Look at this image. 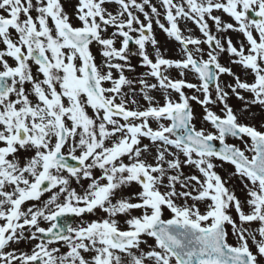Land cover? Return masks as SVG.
<instances>
[{"label": "snow or ice", "instance_id": "snow-or-ice-1", "mask_svg": "<svg viewBox=\"0 0 264 264\" xmlns=\"http://www.w3.org/2000/svg\"><path fill=\"white\" fill-rule=\"evenodd\" d=\"M253 108L264 0H0V264H264Z\"/></svg>", "mask_w": 264, "mask_h": 264}, {"label": "rangeland", "instance_id": "rangeland-1", "mask_svg": "<svg viewBox=\"0 0 264 264\" xmlns=\"http://www.w3.org/2000/svg\"><path fill=\"white\" fill-rule=\"evenodd\" d=\"M62 2L65 3L66 11L71 15V14L74 12V5H75V3H76V0H70V2H69V0H62ZM153 3L157 4V6H158V5H159V0H153ZM161 11H163V10L161 9ZM141 18H142V17H141ZM225 19H228V18L225 16ZM189 27L195 28V26H194V25H191V24H189ZM154 29H155L156 32L159 31V30H158V27L155 26V24H154ZM194 35H196V36H200L201 34L199 33L198 30H196V31L194 32ZM228 35L232 36L234 42H235L237 39L242 38V37L238 36V34H236V33H231V32H230V33H228ZM158 40H159V39H158ZM159 41H160V43H161L164 47L168 48V50H169V51H168V55H169V56H176V55H178V53H179V48H176L175 45H174V43H173V41H171L167 36H164V35H163V40H159ZM170 41H171V42H170ZM131 47L134 48L135 46L133 45V46H131ZM93 51H94V54H95L96 57H97V62H98V63L101 62V61H102V58L100 57L99 53L96 51L95 47H93ZM132 62H133V64H137V63H138V58L133 57V58H132ZM224 62H225V63L227 62V57L224 58ZM236 70L239 71V69H236ZM143 71H144V69H142V68H138L137 73H135L134 75L139 76V75H141V74L143 73ZM173 75H175V73H173ZM189 78L192 79L193 82H195V81H194V80H195V79H194L195 77L190 76ZM225 79H227V78L225 77ZM155 95H156V98H157V99H160L159 94H155ZM231 103H232V104L234 105V107L237 108V109H239V108L241 107L240 102L237 101L235 98L232 99ZM140 104L143 105V106H145V107L147 106L146 102L143 101L142 99L140 100ZM194 108H195L196 114H197L198 112L200 113V115L202 114V109H201L199 106L195 105ZM215 110H218V109H215ZM252 112L255 114L254 116H251V117H250V116H248L247 113H244V114L241 116V121L244 122V123L254 124L255 126H257V127L259 128L260 125H261L262 123H264V113H263L259 108H253V109H252ZM197 126H198V127L201 126L199 120H198ZM204 126L209 127V129L211 130V128H210L209 125H204ZM153 127H155V124H153ZM145 142H147V141H145ZM231 142H233V143H235V144H239V141H238V140H234V141H231ZM241 147H243V145H241ZM232 170H233V169H232V166L227 165V164H225V166H224L223 169H219V168L217 169V171L220 172V174H221L222 176H223L226 172H228V171H232ZM186 171H189V170L186 169ZM233 184H234V186H235V189H236L237 195L242 199L243 196H244V193L241 191V189H242L243 186L240 184V181H239L238 179L234 180V181H233ZM45 198H46V196H45ZM166 218H167V215H166ZM85 219H86V220H87V219H95V217H88V216H86ZM79 222H80V221H79V218H78L74 224H78ZM43 226H44V227H47L48 225H47V224H44ZM252 226L255 227V226H256L255 223H253ZM230 242H234V241L231 239V237H230ZM21 247H22V248H25L24 245H21ZM25 250H27V248H25Z\"/></svg>", "mask_w": 264, "mask_h": 264}, {"label": "water", "instance_id": "water-1", "mask_svg": "<svg viewBox=\"0 0 264 264\" xmlns=\"http://www.w3.org/2000/svg\"><path fill=\"white\" fill-rule=\"evenodd\" d=\"M69 162H70V163H76V162H74V161H71V160H69Z\"/></svg>", "mask_w": 264, "mask_h": 264}]
</instances>
